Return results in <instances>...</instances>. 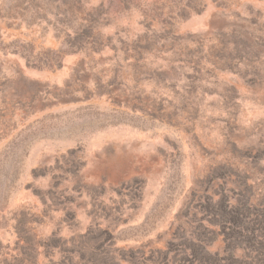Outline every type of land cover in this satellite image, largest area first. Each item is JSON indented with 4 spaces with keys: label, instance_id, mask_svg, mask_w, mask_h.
Listing matches in <instances>:
<instances>
[{
    "label": "rangeland",
    "instance_id": "obj_1",
    "mask_svg": "<svg viewBox=\"0 0 264 264\" xmlns=\"http://www.w3.org/2000/svg\"><path fill=\"white\" fill-rule=\"evenodd\" d=\"M0 264H264V0H0Z\"/></svg>",
    "mask_w": 264,
    "mask_h": 264
}]
</instances>
